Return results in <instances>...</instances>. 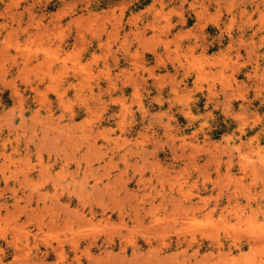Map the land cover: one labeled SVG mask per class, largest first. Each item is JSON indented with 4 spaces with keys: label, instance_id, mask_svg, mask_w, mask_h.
Returning <instances> with one entry per match:
<instances>
[{
    "label": "rangeland",
    "instance_id": "1",
    "mask_svg": "<svg viewBox=\"0 0 264 264\" xmlns=\"http://www.w3.org/2000/svg\"><path fill=\"white\" fill-rule=\"evenodd\" d=\"M0 256L264 264V0H0Z\"/></svg>",
    "mask_w": 264,
    "mask_h": 264
},
{
    "label": "crops",
    "instance_id": "2",
    "mask_svg": "<svg viewBox=\"0 0 264 264\" xmlns=\"http://www.w3.org/2000/svg\"><path fill=\"white\" fill-rule=\"evenodd\" d=\"M57 69L59 70V69H61V67H59ZM114 73H116V71H114ZM152 82H154V81H152ZM0 260H2V262H4V263H7V262L11 261V259L10 260L9 259H4L2 256H0Z\"/></svg>",
    "mask_w": 264,
    "mask_h": 264
}]
</instances>
